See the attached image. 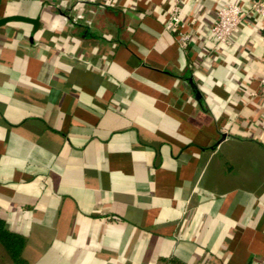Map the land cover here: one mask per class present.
<instances>
[{
	"label": "crops",
	"instance_id": "crops-1",
	"mask_svg": "<svg viewBox=\"0 0 264 264\" xmlns=\"http://www.w3.org/2000/svg\"><path fill=\"white\" fill-rule=\"evenodd\" d=\"M226 0H0V216L28 264H264V18ZM247 4L249 0H236Z\"/></svg>",
	"mask_w": 264,
	"mask_h": 264
},
{
	"label": "built area",
	"instance_id": "built-area-1",
	"mask_svg": "<svg viewBox=\"0 0 264 264\" xmlns=\"http://www.w3.org/2000/svg\"><path fill=\"white\" fill-rule=\"evenodd\" d=\"M181 3L182 0H169L163 26L165 30L175 32L179 46L185 47L190 40V34L180 30L184 25L180 17ZM246 17L264 18V0H249L246 5L236 0H226L216 5L215 19L210 26V32L217 43L227 44L233 31ZM252 96L264 97V73Z\"/></svg>",
	"mask_w": 264,
	"mask_h": 264
},
{
	"label": "trees",
	"instance_id": "trees-1",
	"mask_svg": "<svg viewBox=\"0 0 264 264\" xmlns=\"http://www.w3.org/2000/svg\"><path fill=\"white\" fill-rule=\"evenodd\" d=\"M26 237L7 228L4 219L0 216V246L8 256L11 264H28L22 255Z\"/></svg>",
	"mask_w": 264,
	"mask_h": 264
},
{
	"label": "rangeland",
	"instance_id": "rangeland-1",
	"mask_svg": "<svg viewBox=\"0 0 264 264\" xmlns=\"http://www.w3.org/2000/svg\"><path fill=\"white\" fill-rule=\"evenodd\" d=\"M0 264H11V261L9 260L8 256L1 248V246H0Z\"/></svg>",
	"mask_w": 264,
	"mask_h": 264
}]
</instances>
